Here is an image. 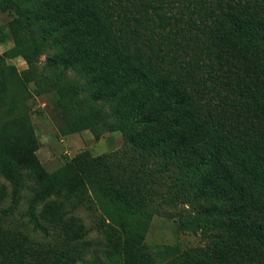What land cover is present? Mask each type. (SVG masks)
Segmentation results:
<instances>
[{
  "label": "trees",
  "instance_id": "1",
  "mask_svg": "<svg viewBox=\"0 0 264 264\" xmlns=\"http://www.w3.org/2000/svg\"><path fill=\"white\" fill-rule=\"evenodd\" d=\"M7 11L14 46L0 53V116L33 82L50 94L64 134L122 132L125 142L101 156L83 151L51 174L34 130L0 119V176L12 188L0 186V203L16 200L25 174L32 206L53 198L41 216L68 244L87 232L67 216L96 206L119 229L117 244L105 235L122 264H157L145 244L156 215L204 240L166 264H264V0H0ZM54 40L63 52L41 71ZM19 56L22 72L6 59ZM136 121L142 129L130 132ZM2 231L0 264L81 259L31 251Z\"/></svg>",
  "mask_w": 264,
  "mask_h": 264
},
{
  "label": "rangeland",
  "instance_id": "2",
  "mask_svg": "<svg viewBox=\"0 0 264 264\" xmlns=\"http://www.w3.org/2000/svg\"><path fill=\"white\" fill-rule=\"evenodd\" d=\"M13 11L0 12V53L6 54L14 44L9 37V23L15 18ZM63 52V45L57 40L52 42L42 57L39 64L41 71L44 70L45 62L49 56ZM7 63L14 65L18 72L27 69L28 65L22 57H7ZM69 79L72 82H79L86 86L88 91L92 90L88 78L77 70L69 72ZM101 107L108 112L115 111V104L102 103ZM4 119L12 120L15 128H31L34 130L39 149L36 155L40 164L48 173H55L61 169L68 160L73 159L83 151H88L92 156H101L111 153L121 147L125 142V135L122 132L103 134L99 139L96 138L91 130L64 134L60 127L61 120L53 109L51 96L49 93L39 94L35 83L27 86L25 94H20L18 104L13 111L5 113ZM1 122V121H0ZM142 124L134 122L130 126V132H136L142 129ZM19 194L14 201L9 196L3 203H0V225L2 226L3 236L8 238H18V240L29 250H43L49 256L54 252L62 250H73L78 252L81 259L76 264H122L121 255L114 244L118 243L119 229L110 225L107 220L104 223L99 216L102 208L91 209V207H82L67 216L71 223L72 219H78L87 232L84 239L73 244L65 241V236L61 228L52 227L41 216L43 209L53 198L43 202L31 205V182L25 174L21 177ZM7 186L9 192L12 188L10 183L0 176V186ZM94 206V205H92ZM6 211L7 213H4ZM113 213L114 210H111ZM41 223L47 227V232L37 227ZM105 230L112 235L113 245L110 247ZM85 242L91 243V246L85 245ZM204 240L200 235L181 229L177 219H170L163 216H154L145 238V244L150 253L156 258L157 264L169 263L174 257L202 245ZM165 247L166 253H161L160 248Z\"/></svg>",
  "mask_w": 264,
  "mask_h": 264
}]
</instances>
